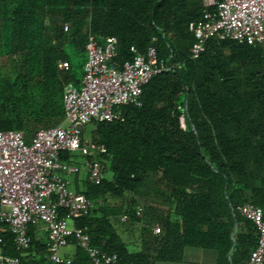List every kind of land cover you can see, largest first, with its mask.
Listing matches in <instances>:
<instances>
[{
    "label": "trees",
    "instance_id": "1",
    "mask_svg": "<svg viewBox=\"0 0 264 264\" xmlns=\"http://www.w3.org/2000/svg\"><path fill=\"white\" fill-rule=\"evenodd\" d=\"M202 4L0 0V132H22L27 145L37 131L63 123V88L80 85L89 37H115L117 64L132 60L131 48L144 54L154 46L158 60L173 65L143 87L140 106L122 108L123 121L91 124L89 140L106 148L98 157L103 179L86 178L84 190H74L94 207L73 224L116 264L179 263L186 249L214 251L215 264H245L256 245V230L238 209L249 203L264 213V48L212 39L191 59L189 25L202 19ZM59 61L69 69L58 70ZM150 196L167 205L157 235L134 211ZM135 233L140 245L131 251L122 235ZM29 236L18 252L4 232L6 254L50 264L33 226ZM71 260L88 263L79 247Z\"/></svg>",
    "mask_w": 264,
    "mask_h": 264
},
{
    "label": "built area",
    "instance_id": "2",
    "mask_svg": "<svg viewBox=\"0 0 264 264\" xmlns=\"http://www.w3.org/2000/svg\"><path fill=\"white\" fill-rule=\"evenodd\" d=\"M202 19L189 25L194 41L190 58L197 59L209 40L235 41L264 48V0H203ZM68 27L64 26V31ZM131 61L117 64V40L107 37L100 43L89 37L87 59L79 86L63 88V123L36 132L26 144L22 132H0V264H20L18 257L6 254L3 233L13 238L16 251L30 245L29 227L40 224L46 235V258L50 264H73L59 254L74 243L83 250L87 264H116L115 254L93 247L84 229L67 222L87 216L94 202L72 191L67 178L85 171L89 182L103 179L98 157L106 154L103 144L81 137L83 128L94 123L123 121L122 108L140 106L143 87L150 80L173 69L158 60L154 46L144 54L131 48ZM58 70L69 64L59 61ZM182 127L185 128L182 123ZM65 155H77L82 163ZM135 216L144 217V207H135ZM239 215L256 230V245L245 264H264V213L253 204H243ZM126 217H122L124 221ZM142 226L148 227L142 223ZM153 235L159 227H149Z\"/></svg>",
    "mask_w": 264,
    "mask_h": 264
},
{
    "label": "rangeland",
    "instance_id": "3",
    "mask_svg": "<svg viewBox=\"0 0 264 264\" xmlns=\"http://www.w3.org/2000/svg\"><path fill=\"white\" fill-rule=\"evenodd\" d=\"M92 130V125H87L85 127V133L83 135V138L86 139V140H89V134ZM78 163H82V159L81 158H78ZM76 176V175H74ZM86 173L85 171L83 170L81 173H79V177L81 178V184H80V190H84V181L86 180ZM73 177V176H71ZM106 177L107 178H110L111 177V174L110 173H107L106 174ZM70 189L73 191V189L70 187ZM140 204L143 205L144 207V217H143V220L141 222V225L142 223L147 225L148 228L155 225L156 222H157V219L159 217L162 216V214H164L166 212V209H167V205L164 201H160L159 199L155 198V197H143L139 200ZM67 225L69 227H71V222L68 221L67 222ZM144 236V239L146 240H151V238L149 237V234L147 232H145L143 234ZM122 239L123 241H125L126 243H130L128 244V249L133 251V250H136V248H134V244H132L133 242H136L137 245H140V241L138 239V234L135 233L133 234V237L130 236L129 234H123L122 235ZM154 252V247H151V253ZM214 254V252H212ZM212 253H209V254H212Z\"/></svg>",
    "mask_w": 264,
    "mask_h": 264
},
{
    "label": "crops",
    "instance_id": "4",
    "mask_svg": "<svg viewBox=\"0 0 264 264\" xmlns=\"http://www.w3.org/2000/svg\"><path fill=\"white\" fill-rule=\"evenodd\" d=\"M76 159V158H75ZM78 161V158H77ZM82 172V171H81ZM80 172V173H81ZM87 177V176H86ZM69 187L73 189V191L79 187L81 184V178L79 177V174L73 177L67 178ZM75 192V191H74ZM71 225H74L71 222ZM33 236L35 240H42L45 242L46 235L44 231L42 230V226L40 224H37L33 226ZM77 252V245L74 243H70L65 247H62L59 250L60 256L67 259H73ZM214 251L211 250H201V249H186L184 251L183 260L179 263H156V264H215L216 254L212 253ZM212 253V254H209Z\"/></svg>",
    "mask_w": 264,
    "mask_h": 264
}]
</instances>
